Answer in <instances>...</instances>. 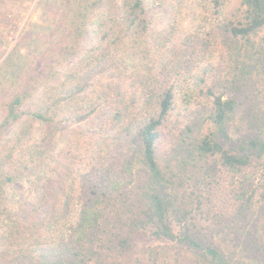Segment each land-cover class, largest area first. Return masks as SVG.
I'll return each instance as SVG.
<instances>
[{
	"label": "trees",
	"instance_id": "obj_1",
	"mask_svg": "<svg viewBox=\"0 0 264 264\" xmlns=\"http://www.w3.org/2000/svg\"><path fill=\"white\" fill-rule=\"evenodd\" d=\"M226 1L211 0L213 11L220 13ZM233 1L217 24L221 60L217 71L202 79L206 88H180L182 74L168 70L167 60L155 68L146 36V0H93L91 13L104 31V44L91 48L78 68L64 74L59 96L43 93L24 108L40 83L54 76L52 57L76 51L84 31L79 2L73 4L75 11L66 12L70 23L61 27L57 41L39 47L42 39L36 35V55L6 105L0 134L27 115L33 127H42L34 138L32 125L22 123L17 139L7 138L14 144L12 153L29 151V163H35L43 180L42 194L34 202L10 204L8 244L0 249V264H124L141 252L139 244L144 246L148 237L183 248L186 264H237L232 251L198 229L181 192L185 175L193 172L187 176L192 179L202 162L209 169L215 161L247 175L264 158V0ZM125 63L130 75L121 73ZM109 71L102 88H90L95 92L90 97L88 87ZM198 98L205 102L193 107ZM182 101L184 114L190 110L194 119L185 125L177 153L167 159L161 156L165 131ZM107 106L113 108L110 122L120 124L111 138L97 129L80 142L79 132L64 125L83 122ZM92 144H97L94 154L89 152ZM64 145L71 155L51 171L42 168L56 160L57 148ZM75 171L78 178L67 184L66 177ZM23 173L16 176L0 168V179L11 182ZM143 251L156 261L155 246Z\"/></svg>",
	"mask_w": 264,
	"mask_h": 264
},
{
	"label": "rangeland",
	"instance_id": "obj_2",
	"mask_svg": "<svg viewBox=\"0 0 264 264\" xmlns=\"http://www.w3.org/2000/svg\"><path fill=\"white\" fill-rule=\"evenodd\" d=\"M77 1L81 7L78 9L83 12L80 26L84 31L76 45V51L68 57H65V54L52 57L53 67L50 68V73L54 76L51 80L40 83L39 88L35 90V96L24 104V108L43 93L52 97L59 96L61 89L58 85L64 79V74L78 68L82 58L91 48L104 44L102 38L104 31L95 23L94 14L91 13L93 0H0V121L6 113V105L10 97L17 89L15 87L22 76L21 73L29 68L30 62L36 55L34 42L36 35L42 39L39 47L44 46L51 39L57 41L61 27L63 29L64 25L70 23L65 19L69 16L66 12L75 11L73 4ZM146 1L150 19L149 32L146 36L151 61L155 60V68L167 60L168 70L179 71L182 74L180 88H206L202 79L207 80L212 76L221 60L222 38L217 24L231 10L234 1L227 0L218 14L213 11L211 0ZM24 35L25 39H23ZM30 48L32 50H29ZM126 65L127 63L121 73L130 75L132 72L130 65L127 68ZM109 74L110 71L88 87L87 92L90 97L95 95L90 88H97L98 91V88L106 84ZM200 102L204 103L205 98L193 101V107L200 105ZM185 106L183 101L179 103L171 118L170 128L165 131L161 152L164 158H171L177 153L185 125L194 119V114L190 110L184 114ZM112 109L110 106L99 108L83 122L64 125L74 128L76 133L79 132L80 142L85 138L89 140L92 132L97 129L101 130L103 137L111 138L120 127L119 123L110 122ZM23 120L21 124L15 123L0 134L1 170L16 176L24 172V175L11 182L6 181L4 177L0 179V249L8 244L5 230L8 228L6 218L10 204L21 199L34 202L42 194L43 180L37 177L38 169L34 168L35 163H29V151L12 153L10 147L14 144L7 142V138L17 139L22 130V123H25L26 127L32 125L29 130L30 136L32 134L35 138L42 134L41 126L36 123L37 125L33 127L34 121L31 116L27 115ZM110 142L107 139L106 144L110 145ZM65 145L57 148L56 160L49 161L42 168L51 171L64 157H69L71 148ZM78 151L82 152L80 149ZM91 151L93 154L98 151L97 144L91 145L89 152ZM10 154L12 157L8 158ZM80 160L78 167L82 163ZM201 166L202 169L196 171L192 179L188 177L193 172L187 173L188 177L185 175V183L181 188V192L188 197L190 208L193 209L194 222L198 229L208 236L217 238L226 250L232 251L237 264H264V158L257 166L249 168L247 175L221 168L215 161H212L210 169L208 163L202 162ZM27 168L32 170L30 174L27 173ZM75 172L73 176L66 177L67 184L78 178ZM147 239L152 240V243ZM147 239L144 246H155L159 251L155 257L156 261L148 260L149 257L143 251V243H140L141 252L135 255L138 259L133 260L136 258L134 256L124 264L127 262L186 264L183 248L151 237Z\"/></svg>",
	"mask_w": 264,
	"mask_h": 264
}]
</instances>
